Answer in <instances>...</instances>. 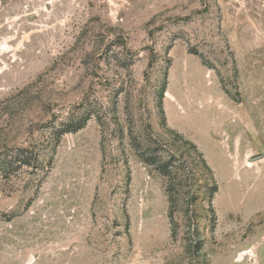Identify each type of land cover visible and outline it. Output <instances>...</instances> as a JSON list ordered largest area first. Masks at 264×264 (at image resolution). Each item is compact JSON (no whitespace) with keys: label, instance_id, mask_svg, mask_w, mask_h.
<instances>
[{"label":"rangeland","instance_id":"rangeland-1","mask_svg":"<svg viewBox=\"0 0 264 264\" xmlns=\"http://www.w3.org/2000/svg\"><path fill=\"white\" fill-rule=\"evenodd\" d=\"M16 149L0 264H264V0H0Z\"/></svg>","mask_w":264,"mask_h":264},{"label":"trees","instance_id":"trees-1","mask_svg":"<svg viewBox=\"0 0 264 264\" xmlns=\"http://www.w3.org/2000/svg\"><path fill=\"white\" fill-rule=\"evenodd\" d=\"M91 115L92 114H90L89 117ZM88 120L89 118L80 120L77 123L71 122L67 125H63L62 128L57 131L56 135L60 136L67 133H75L82 129ZM142 160L148 165H156L154 161H149L148 159L143 158ZM39 164L36 153L28 149H16L15 151H11V153L5 154L4 157L0 159V175L3 179H9L18 171L38 168ZM157 167L161 174L168 175V171L164 165H159Z\"/></svg>","mask_w":264,"mask_h":264},{"label":"bare ground","instance_id":"bare-ground-1","mask_svg":"<svg viewBox=\"0 0 264 264\" xmlns=\"http://www.w3.org/2000/svg\"><path fill=\"white\" fill-rule=\"evenodd\" d=\"M246 254H247V252H246ZM244 255V254H243ZM241 257H242V255L240 256V259H241ZM242 260V259H241Z\"/></svg>","mask_w":264,"mask_h":264}]
</instances>
